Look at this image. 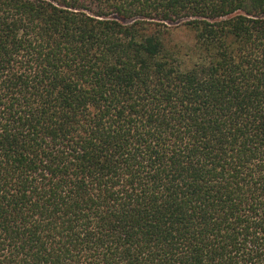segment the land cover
Wrapping results in <instances>:
<instances>
[{"label":"trees","instance_id":"16d2710c","mask_svg":"<svg viewBox=\"0 0 264 264\" xmlns=\"http://www.w3.org/2000/svg\"><path fill=\"white\" fill-rule=\"evenodd\" d=\"M0 264H264V0H0Z\"/></svg>","mask_w":264,"mask_h":264},{"label":"rangeland","instance_id":"374dc122","mask_svg":"<svg viewBox=\"0 0 264 264\" xmlns=\"http://www.w3.org/2000/svg\"><path fill=\"white\" fill-rule=\"evenodd\" d=\"M177 36H181V38H184V39L187 38V35H185V34L184 35L183 34H181V35L180 34L175 35V37H177Z\"/></svg>","mask_w":264,"mask_h":264}]
</instances>
